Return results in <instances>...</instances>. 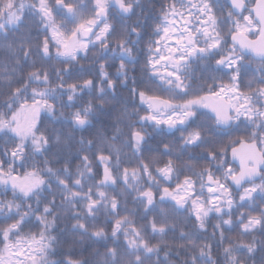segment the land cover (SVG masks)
<instances>
[{
	"label": "snow or ice",
	"instance_id": "snow-or-ice-1",
	"mask_svg": "<svg viewBox=\"0 0 264 264\" xmlns=\"http://www.w3.org/2000/svg\"><path fill=\"white\" fill-rule=\"evenodd\" d=\"M0 264H264V0H0Z\"/></svg>",
	"mask_w": 264,
	"mask_h": 264
},
{
	"label": "trees",
	"instance_id": "trees-1",
	"mask_svg": "<svg viewBox=\"0 0 264 264\" xmlns=\"http://www.w3.org/2000/svg\"><path fill=\"white\" fill-rule=\"evenodd\" d=\"M124 95L126 96L127 93L125 92ZM176 135L178 136L179 134L177 133ZM162 138H163V139H166V140H168V141H171V140L174 139V137L171 136V135H169V136H167V137H157L156 139H157V141H159V140L162 139ZM154 143H155V141H154ZM209 231H211V229H209ZM232 235H233V237H234V236H235V233H233Z\"/></svg>",
	"mask_w": 264,
	"mask_h": 264
}]
</instances>
